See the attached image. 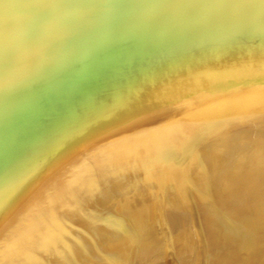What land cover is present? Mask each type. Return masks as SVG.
I'll use <instances>...</instances> for the list:
<instances>
[{
  "label": "bare ground",
  "instance_id": "obj_1",
  "mask_svg": "<svg viewBox=\"0 0 264 264\" xmlns=\"http://www.w3.org/2000/svg\"><path fill=\"white\" fill-rule=\"evenodd\" d=\"M40 2L63 16L0 97V264H264V0Z\"/></svg>",
  "mask_w": 264,
  "mask_h": 264
},
{
  "label": "water",
  "instance_id": "obj_2",
  "mask_svg": "<svg viewBox=\"0 0 264 264\" xmlns=\"http://www.w3.org/2000/svg\"><path fill=\"white\" fill-rule=\"evenodd\" d=\"M2 1L4 0H0V42L4 45L6 43L9 46L11 45L12 56L14 55L13 61L0 58V97H4L5 102L8 103L10 97L7 98L6 93L3 94V90L11 81L25 74L27 70L26 57L36 54V49L38 48L35 40L38 38L39 31L45 30L48 26L50 29L54 28L63 15H54L51 18H47L45 14L38 13L36 10L37 6H42L40 0H15L24 5L26 11L22 17L17 16V14L12 16L6 11V2ZM88 1L78 0L76 4L81 7L85 6ZM59 6L62 8L61 5ZM106 9L102 8L101 10L104 11ZM86 16L89 15L87 14ZM27 44L28 49L26 50Z\"/></svg>",
  "mask_w": 264,
  "mask_h": 264
}]
</instances>
